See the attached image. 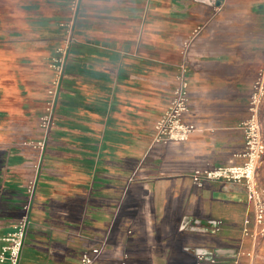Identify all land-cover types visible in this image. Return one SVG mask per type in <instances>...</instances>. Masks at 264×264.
I'll return each mask as SVG.
<instances>
[{
  "label": "crops",
  "instance_id": "obj_1",
  "mask_svg": "<svg viewBox=\"0 0 264 264\" xmlns=\"http://www.w3.org/2000/svg\"><path fill=\"white\" fill-rule=\"evenodd\" d=\"M14 2L45 36L42 22L59 26L71 0ZM11 24L12 0H0V52L8 46L9 57ZM198 27L185 115L198 129L185 142L151 147L183 41ZM74 37L70 55L89 81L60 89L65 114L42 152L0 133V235L21 216L38 163L20 264H80L103 243L93 264H199L196 248L214 253L210 264H264V245L253 263L237 254L251 247L245 187H198L191 177L244 161L240 126L264 63V0H222L218 11L197 0H80ZM261 118L264 134V108Z\"/></svg>",
  "mask_w": 264,
  "mask_h": 264
},
{
  "label": "built area",
  "instance_id": "obj_2",
  "mask_svg": "<svg viewBox=\"0 0 264 264\" xmlns=\"http://www.w3.org/2000/svg\"><path fill=\"white\" fill-rule=\"evenodd\" d=\"M80 0H71L69 5V17L60 22L66 28V35L58 51L61 54L60 63L56 65V77L49 87V94L53 102H49L47 113L41 119L40 126L44 131L43 139L37 146L41 152L45 147L47 132L51 123L53 106L56 101L63 65L68 53L70 43L75 40L74 26L78 15ZM218 11L220 6H215ZM200 31L195 29L183 41V57L178 64L176 84L166 110L159 116L154 126V136L151 147L157 144H170L173 142H185L198 129L193 122L185 120V115L190 109L189 103V51L192 43ZM264 108V63L259 69L254 81L253 89L248 102V115L242 121L240 128L245 137V150L242 154L244 161L241 164L220 165L214 168L195 169L191 173L192 181L198 187H202L206 181H222L242 184L246 190V199L252 206L250 214L245 219L243 233L251 240V247L247 250L239 249L238 255H246L253 263L258 257V252L264 245V134L261 111ZM40 152V153H41ZM41 157V154L40 156ZM40 159V158H39ZM28 181L27 192L29 194L23 205L21 216L14 221L10 231L0 235V264H20L22 251L25 247L27 233L30 224V209L36 189L37 169ZM196 223H200L196 220ZM210 224L217 221L210 220ZM184 227V226H183ZM102 246L93 247L85 252L80 264H93L103 252ZM199 264H210L215 261L213 252L206 248L194 249ZM127 254H124V258ZM125 264V260L122 261Z\"/></svg>",
  "mask_w": 264,
  "mask_h": 264
},
{
  "label": "rangeland",
  "instance_id": "obj_3",
  "mask_svg": "<svg viewBox=\"0 0 264 264\" xmlns=\"http://www.w3.org/2000/svg\"><path fill=\"white\" fill-rule=\"evenodd\" d=\"M24 18L26 16L15 10V2L12 0L11 57L8 56V46L1 45L0 52V133L14 136L16 144L27 142L26 145L34 147L39 140L37 136L45 134L40 123L48 112V103L53 102L48 91L56 77L55 67L60 63V39L63 41L67 31L61 25L50 26L42 22L46 26L45 36H42L38 25L24 21ZM74 42L75 40L70 43L63 65L46 141L57 126L58 117L65 114L60 89L66 87L67 82L76 84L89 81L88 74H80V70L76 68L77 65L85 66L84 62L75 61L73 55H70L75 48ZM3 139L4 137L2 142ZM28 196L25 189V201ZM30 226L31 221L29 229Z\"/></svg>",
  "mask_w": 264,
  "mask_h": 264
},
{
  "label": "water",
  "instance_id": "obj_4",
  "mask_svg": "<svg viewBox=\"0 0 264 264\" xmlns=\"http://www.w3.org/2000/svg\"><path fill=\"white\" fill-rule=\"evenodd\" d=\"M197 1L204 2L211 6H220L222 3V0H197Z\"/></svg>",
  "mask_w": 264,
  "mask_h": 264
}]
</instances>
